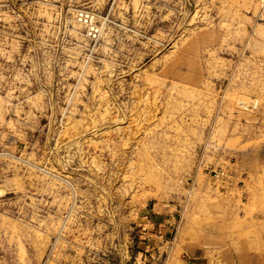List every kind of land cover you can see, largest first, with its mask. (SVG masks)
Returning a JSON list of instances; mask_svg holds the SVG:
<instances>
[{
  "label": "rangeland",
  "instance_id": "rangeland-1",
  "mask_svg": "<svg viewBox=\"0 0 264 264\" xmlns=\"http://www.w3.org/2000/svg\"><path fill=\"white\" fill-rule=\"evenodd\" d=\"M163 205L264 255V0H0V264H171Z\"/></svg>",
  "mask_w": 264,
  "mask_h": 264
},
{
  "label": "crops",
  "instance_id": "crops-1",
  "mask_svg": "<svg viewBox=\"0 0 264 264\" xmlns=\"http://www.w3.org/2000/svg\"><path fill=\"white\" fill-rule=\"evenodd\" d=\"M152 214L154 216L150 224L155 229V235H149L147 247H152L151 258L155 257L156 252L150 242L155 243L157 235H162L161 238L165 240L162 248H168L166 255L171 264H264L263 254L251 250L247 243L234 244L231 234L226 230L214 235L209 229L195 231L183 227L176 221L173 208L169 205L160 206L157 210L154 208ZM173 231H176V238L169 241L168 235Z\"/></svg>",
  "mask_w": 264,
  "mask_h": 264
}]
</instances>
